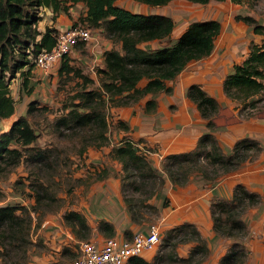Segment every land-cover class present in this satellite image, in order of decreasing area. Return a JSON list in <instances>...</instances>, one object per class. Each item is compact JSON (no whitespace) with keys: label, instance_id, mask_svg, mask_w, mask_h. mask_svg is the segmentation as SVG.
I'll return each mask as SVG.
<instances>
[{"label":"rangeland","instance_id":"374dc122","mask_svg":"<svg viewBox=\"0 0 264 264\" xmlns=\"http://www.w3.org/2000/svg\"><path fill=\"white\" fill-rule=\"evenodd\" d=\"M117 2L131 9L164 12L174 18L175 27L171 35L147 42L145 47H157L172 43L194 19L218 18L221 21L222 30L215 40L216 46L212 54L214 55V52L222 54L227 40L236 41L243 37L249 39L250 50L252 42H256L255 37H259L261 34L254 32L253 26L240 18V15L252 14L259 21L264 22V0H256L254 4L247 0H209L205 3L194 0H170L161 5H151L140 0H117ZM85 9L86 5L83 1L70 5L68 10H58L57 12L51 6H44L40 9L42 16L37 22L38 27L44 29L48 24L59 25V21L62 26V20L66 21L68 17L70 19L68 23L72 20V23L79 21L89 24L88 21L86 23L84 22L86 20L82 19L86 12ZM91 26L94 38L87 44L77 46L70 53L69 59L73 66L70 71L60 72L62 61L48 69L35 66L30 78L32 83L30 91L22 88L20 72H17L10 81L11 92L16 100L17 114L26 115L30 119L38 133L34 144L47 148V155L41 160L35 161H31L27 157L20 162L4 161L0 166V205L21 204L24 209L22 225L9 229L0 227L2 241L0 242V264H70L79 254L82 239L109 236L108 229L101 227L100 222H94L95 218L93 219L89 213L91 201L95 198H93L94 193L113 183L115 185L112 187L118 188L116 195H119L120 201L126 205L130 214L131 211L125 196L134 205L133 209L136 218H138L136 222L139 225L150 222L161 223V239L154 248L149 249L150 251L145 257L151 259V264H195L198 261H200L199 264H208L207 262L212 259L211 245L213 244V240L209 236L210 233L202 231L193 221L185 220L191 225L181 227L178 226L185 222L184 220L171 225L169 223L172 222H168L167 210L169 206H172V197L170 194L162 192L165 182L162 174L169 173L165 164L177 167V163L170 164L172 158L169 160L167 157L169 153L163 157L159 168L154 166L151 157L135 144L138 150L146 153L158 175L142 176L139 167L129 164L128 169H125L122 161L113 154L111 149L105 150L106 146L102 147V145H110V143L118 145L117 138L120 129L118 128L119 117L117 115L119 111H129L132 107L136 109V105L146 96L138 100L125 97L129 99V102L122 105L112 104L113 100H109L108 97L105 113L108 121L109 139L102 145L95 144L101 139L95 138L96 133L100 131L98 123L77 120L75 122L71 119L70 109L74 105L73 102L80 98L79 92L84 89L102 88V74L98 69L104 65V51L113 46L120 47L117 36L103 25L93 23ZM236 45L239 46V43ZM144 80L142 79L141 83H144ZM31 103H33L32 108L30 107ZM230 105L234 108L233 114L220 111L221 106H227L220 104L215 113V125L223 122L229 123L228 118H234L235 114L237 118L235 116L233 122L238 118L241 119V122H245L246 119L252 122V125L247 126L245 122L246 127L242 129H252L255 133L260 134L261 125L259 122L264 119V97L261 93L254 94L242 101L236 99ZM11 116L13 114L5 119L6 129L15 119L11 120ZM203 118L208 125V117L203 116ZM122 138L120 137V144L123 143ZM129 138L131 137L129 136ZM257 138L262 141L260 137ZM13 143L15 144V142ZM82 147H84L83 151H81ZM145 147L149 150L154 148H149L146 145ZM212 158L213 156L205 154L195 162L201 163L212 176L210 179L200 170L193 172L188 181L200 175L207 179L203 187L208 188L219 180L221 181L226 174L240 168V164L243 163H239L234 169L228 171L223 166L214 164ZM162 178L163 182L151 194L150 191L153 190L154 184H159ZM212 178L214 179L211 180ZM193 182L199 183L198 180ZM175 184L180 186L178 183ZM159 192H161V197L155 198L154 196L159 195ZM106 193L105 197H101L104 201L113 197V191H106ZM219 196L226 197L213 195L214 198H220ZM150 202L155 206H152ZM256 204L259 205V201L252 204L254 210L247 209L249 207L246 206L247 204L240 208L242 212L240 213L246 222L244 235L230 237L216 231L218 233V237L215 238L217 246H224L226 251L234 240L244 246L246 254L242 264H264L262 256L257 257L256 255L264 254V221H260L259 231L252 228V225L256 224V214L252 215V213H256ZM72 208L86 215L89 228L81 227L77 222L73 226L68 221L65 213ZM210 208L212 209V201ZM46 219L50 220L43 225ZM115 234L116 229L113 235ZM252 238H254L255 245L259 247L256 251L249 243ZM202 240H205L207 244V251L201 244ZM171 253H175L177 257H171ZM189 255L191 259H185ZM216 255H218L217 252ZM219 260L218 258L217 264H219Z\"/></svg>","mask_w":264,"mask_h":264},{"label":"trees","instance_id":"16d2710c","mask_svg":"<svg viewBox=\"0 0 264 264\" xmlns=\"http://www.w3.org/2000/svg\"><path fill=\"white\" fill-rule=\"evenodd\" d=\"M79 1L86 5V12L82 18L86 20L84 22H89L90 25L93 23L103 25L117 36L120 43V47L113 46L104 51V65L98 69L102 74V88L80 91L78 94L80 98L73 102L74 105L70 109L72 121L98 123L100 131L95 135V138H101L95 142L98 146L109 139L105 113L108 97L109 100H113L112 104L122 105L129 102L125 97L138 100L151 93L152 95L146 98L144 109L147 112L156 110L158 100L154 94L163 90L172 91V85L167 83L169 79L174 78L189 61L211 53L215 40L222 30V24L218 18L194 19L172 43L145 47L141 44L144 41L171 35L175 21L170 14L133 10L119 4L117 0H0V117L6 119L5 117L16 111V100L9 85L11 79L20 72L22 88L30 91L32 88L30 78L36 66L35 56L44 49L52 48L56 42L54 32L59 27L52 24L46 25L44 29L38 27L37 22L42 16L40 9L51 6L55 12L68 10L70 5ZM140 1L161 5L170 0ZM194 1L205 3L209 0ZM247 1L254 4L256 0ZM240 18L251 24L254 32L264 33V23L254 15H240ZM61 64L60 72L73 68L69 54L65 55ZM142 79H145L144 83H141ZM223 86L230 97L240 101L257 93L264 97V42H252L248 54L225 76ZM187 94L197 103L202 115L208 117V125L213 127L215 113L220 107L218 99L198 82L188 86ZM32 106L33 103L30 107ZM118 122L121 128H128L123 119L119 118ZM37 136V130L30 119L26 115H18L9 128L0 132V166L4 161L20 162L26 157L31 161L44 158L47 155V148L34 144ZM121 140L123 143L114 145L111 151L122 161L125 169L131 164L140 168L142 176H158L146 153L138 150L129 136L125 135ZM83 149L84 147L81 151ZM261 149L259 139L243 136L236 140L232 152L227 153L215 134L206 131L199 136L193 149L167 154L169 160L172 158L170 164L177 163V167L166 164L165 166L174 182L183 184L195 171L202 170L203 175L212 177L201 163H195L205 154L213 156L214 164L231 170L243 160L254 158ZM162 182L163 178L159 184H154L150 193L153 194ZM125 199L129 204L132 218L137 221L134 205L128 197L125 196ZM211 201L215 230L222 235L237 237L244 235L246 231V222L240 208L246 204L249 206L257 203L260 197L256 191L239 182L235 185L231 197H215ZM151 205L155 206L153 203ZM22 206L11 203L0 205V227L9 229L22 225L24 220ZM65 216L73 226L77 222L81 227L89 228L87 217L81 211L72 208ZM99 222L101 227L108 229L109 235H113L115 227L112 222L105 218H101ZM184 225L191 223L185 221L178 227ZM201 242L207 251L205 240ZM245 254L244 246L234 240L229 249L222 254L219 263L242 264ZM170 256L177 257L175 253H171ZM185 259L189 260L191 256H186ZM128 261L129 264H151L144 255H133Z\"/></svg>","mask_w":264,"mask_h":264},{"label":"crops","instance_id":"0c3cea01","mask_svg":"<svg viewBox=\"0 0 264 264\" xmlns=\"http://www.w3.org/2000/svg\"><path fill=\"white\" fill-rule=\"evenodd\" d=\"M68 20H70L69 17ZM68 20H62V26H60V21H57L59 25L55 26L59 28L68 27L72 23V20L70 21L71 23H68ZM260 34L259 37H255V41L259 43L264 42V34ZM153 41L155 39L144 41L141 44L145 46V43ZM230 41L227 40L225 43V48L223 49L224 54L222 51V54H215V52L214 55L212 54L213 50H215V43L210 54L204 58L189 61L185 68L174 78L169 79L167 83L172 85V91L166 92L163 90L154 94L158 100L156 110L147 112L144 109L146 98L152 95L149 93L145 99L136 105V109L132 107L129 111L120 110L117 115V117L123 119L129 125L128 129L118 127L120 130H118L119 137L117 138V143L120 144V137L124 135L130 136L134 143L151 157L153 165L159 168L161 167L163 157L167 153L193 149L198 142L199 136L206 131H211L215 134L223 150L227 153L232 152L236 140L243 136L260 137L262 139L261 141L257 138L260 140L262 149L254 158L243 160L242 162L244 164L241 163L240 168L234 172H230V174H226L221 181L219 180L208 188L203 187L207 179L200 175L178 186L169 173L162 174L165 179L163 184L164 189L161 188L162 192L168 193L172 197V206H169L170 208L168 207L167 210L169 215L168 222H172L169 224L189 220L197 223L202 231L210 233L209 236H211L213 244L211 245L212 259L209 261L210 263L207 262L208 264H217V259H220L226 251L224 246H217L218 243L215 239L218 237V233L213 226V217L210 208V202L214 198V194L231 197L235 185L239 182L243 183L248 189L256 191L260 197L259 205H255L256 213H252V215L256 214V224H253L252 228L259 231L260 221H264V119H261V122H259L261 125L260 134L255 133L252 129H242L246 127V123L247 126L252 125V122L246 119V123L241 122L239 118L233 122L232 120L235 119V114L234 118H228L229 123H217L211 127L207 125L205 118L201 115L197 103L187 94L188 86L193 82H198L210 94L214 95L221 105H227L226 107L221 106L220 111H227V113L233 114L234 108L230 104L236 99L234 100V98L226 93L223 81L225 76L234 70L235 64L242 61L247 55L249 39L243 37L242 39L229 43ZM238 43L239 46L236 45ZM17 116L16 110L13 116H11V120ZM113 145L114 143H110V145L105 144L102 147L106 146L107 149L105 150H110ZM145 145L149 148H154L149 150ZM194 180H198L199 183L195 184L193 182ZM209 182L211 183V181ZM114 185L115 183L110 184L109 187H104L94 193L93 198H95L91 201V211L89 213L93 216V219L95 218L94 222L98 223L101 218L109 220L114 224L116 229L115 235L117 236H130L136 230L147 229L148 224L139 225L133 220L126 205L120 201L119 195H116L118 188L112 187ZM110 190L113 191V197L106 199V201L102 200L101 197H105L104 194L106 191ZM106 194L110 195L108 193ZM160 194L161 192L154 197H161ZM253 206L249 205L247 209L251 208L254 210L252 208ZM47 220H44L43 225L46 224L45 222ZM103 238L98 236L91 237V239L96 241H100ZM249 243L255 251L259 248L255 245L254 238ZM150 250L144 253V257L147 256ZM216 252L218 255H216ZM256 255L257 257L262 256L264 260L263 253ZM146 259L151 260L148 257ZM128 260L123 264H127L129 262Z\"/></svg>","mask_w":264,"mask_h":264},{"label":"built area","instance_id":"2783aa9c","mask_svg":"<svg viewBox=\"0 0 264 264\" xmlns=\"http://www.w3.org/2000/svg\"><path fill=\"white\" fill-rule=\"evenodd\" d=\"M54 34L55 44L35 56L36 66L48 69L62 61L66 54L70 55L77 46L94 38L93 27L79 21L59 28ZM161 230V223L150 222L147 229L136 230L130 236L109 235L100 241L82 239L79 254L70 264H123L131 256L144 255L146 250L154 248L161 239Z\"/></svg>","mask_w":264,"mask_h":264},{"label":"bare ground","instance_id":"6f19581e","mask_svg":"<svg viewBox=\"0 0 264 264\" xmlns=\"http://www.w3.org/2000/svg\"><path fill=\"white\" fill-rule=\"evenodd\" d=\"M5 119L0 117V130L5 129Z\"/></svg>","mask_w":264,"mask_h":264},{"label":"water","instance_id":"95a60500","mask_svg":"<svg viewBox=\"0 0 264 264\" xmlns=\"http://www.w3.org/2000/svg\"><path fill=\"white\" fill-rule=\"evenodd\" d=\"M4 130H6V129H2V130H0V132H2V131H4Z\"/></svg>","mask_w":264,"mask_h":264}]
</instances>
